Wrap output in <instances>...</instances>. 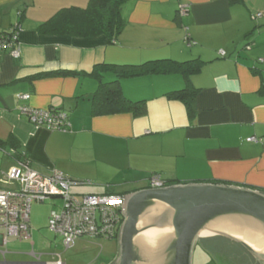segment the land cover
<instances>
[{"label": "crops", "instance_id": "0c3cea01", "mask_svg": "<svg viewBox=\"0 0 264 264\" xmlns=\"http://www.w3.org/2000/svg\"><path fill=\"white\" fill-rule=\"evenodd\" d=\"M89 1L0 0V32L16 29L21 51L18 59L0 53V189L19 187L7 179L17 164L15 148L39 174L62 172L81 183L85 194L126 196L147 189L155 173L174 185L222 184L264 193V64L259 62L264 59V0H129L123 7L126 26L112 44L105 36L38 32L58 11L86 8ZM168 59L205 62L191 77L199 89L192 119L182 102L166 97L185 88L181 75L121 79L128 99L146 102L145 113L93 115L100 84L92 75L96 66ZM57 70L80 74L37 76ZM114 80L112 71L104 73L102 81ZM21 94L31 95L24 104L67 112L70 131L30 124L18 111ZM251 137L262 142L249 143ZM45 227L47 215L44 220L35 216L31 240H18L29 246L17 249L13 243L10 252L9 240L17 239L4 244L0 237L6 252H0V264H55L56 252L41 245L37 251L32 243V236L47 243ZM201 242L207 243L198 237L196 244ZM32 251L41 253L42 263L34 261ZM223 254L211 256L239 257L225 249Z\"/></svg>", "mask_w": 264, "mask_h": 264}, {"label": "water", "instance_id": "95a60500", "mask_svg": "<svg viewBox=\"0 0 264 264\" xmlns=\"http://www.w3.org/2000/svg\"><path fill=\"white\" fill-rule=\"evenodd\" d=\"M112 264H192L198 237H224L264 264V193L222 184L172 185L123 197Z\"/></svg>", "mask_w": 264, "mask_h": 264}, {"label": "built area", "instance_id": "2783aa9c", "mask_svg": "<svg viewBox=\"0 0 264 264\" xmlns=\"http://www.w3.org/2000/svg\"><path fill=\"white\" fill-rule=\"evenodd\" d=\"M180 7V13H185ZM261 16V14H258ZM193 45V44H192ZM191 44L189 45L192 46ZM0 53H8L11 57H20L18 32H0ZM264 64V59L259 60ZM18 100L27 102L29 94L18 95ZM19 114L30 124L46 127L50 130L68 132L71 124L65 111L40 109L27 104H20ZM249 143H260L261 139L248 138ZM10 182L17 183L18 189H0V237L4 244L10 238L19 241L31 240L30 213L34 202L45 203L50 200H61V205L53 209L49 215V230L62 238L65 250L71 249L84 237L115 239L120 233L124 221L123 197L119 194H73L72 187L81 183L55 171L51 176H43L33 170L29 160L17 161L7 175ZM168 185L160 174H152L147 189H162ZM0 252L3 256L6 252ZM36 263H41L42 255L31 252ZM55 264H64L61 255H56Z\"/></svg>", "mask_w": 264, "mask_h": 264}, {"label": "trees", "instance_id": "16d2710c", "mask_svg": "<svg viewBox=\"0 0 264 264\" xmlns=\"http://www.w3.org/2000/svg\"><path fill=\"white\" fill-rule=\"evenodd\" d=\"M128 1L129 0H90L86 8H64L58 11L47 22L42 24L38 28V32L47 35H67L79 38L105 36L111 44L115 43L126 26V20L123 16V7ZM228 1L231 4H241L244 2V0ZM204 65L205 62L200 59L183 62L168 59L152 61L140 66H96L92 75L100 80V84L92 99L93 115L107 116L131 113L135 117L142 116L146 111V102L132 101L128 99L123 94L120 85L121 79H131L143 76L181 75L187 82L185 88L171 91L166 94V97L170 100L182 102L187 108L189 117L192 119L195 114V99L199 93V89L193 86L191 83V77L199 74ZM107 71H112L114 73V81H102L104 73ZM79 74L80 72L77 71L57 70L40 73L37 74V76L39 78L71 77ZM53 110L63 111L58 109ZM0 149H3L1 145ZM13 150H15L14 157L17 161H24L27 159L24 154L17 152L15 148H13ZM166 183L168 186L174 185L173 182L166 181ZM118 237L119 234L112 240H118ZM223 240L227 242L225 238ZM225 259H230L231 262L234 261V264H245V262L246 264H257L246 254L245 257L239 255L237 258Z\"/></svg>", "mask_w": 264, "mask_h": 264}, {"label": "rangeland", "instance_id": "374dc122", "mask_svg": "<svg viewBox=\"0 0 264 264\" xmlns=\"http://www.w3.org/2000/svg\"><path fill=\"white\" fill-rule=\"evenodd\" d=\"M84 186L72 187L71 191L73 194H85V192H80ZM84 191V189H83ZM61 205V200H50L45 203H36L34 202L31 206L30 213V222L35 216L42 217L44 220L47 215V229L45 227L44 232L47 235V243H43L41 239L37 240L32 236V243L37 244V248L35 250L38 251L40 245L43 247L47 246V251L56 252V255H61L64 264H112L119 252V243L118 240H106L101 238H87L84 237L80 239L81 241L77 242L74 248L65 250V247L62 242V238L55 235L53 232L49 230L48 226V217L50 212L53 209L58 208ZM42 231V229H40ZM43 232V233H44ZM2 238V237H1ZM10 243L7 246V252L13 250L12 244L15 243V247L17 249H23L22 246L28 247V243H23L14 241L13 239L9 240ZM47 244V245H46ZM5 249V247H2ZM4 251V250H3ZM51 252H47L51 253ZM35 253V252H34ZM39 252H36V254ZM41 254V253H39ZM245 257V255H244ZM212 257L197 247L196 251L193 254L192 264H234L235 262L230 259L216 258L212 259ZM42 263V262H41ZM246 264V262H245Z\"/></svg>", "mask_w": 264, "mask_h": 264}, {"label": "flooded vegetation", "instance_id": "af4514ba", "mask_svg": "<svg viewBox=\"0 0 264 264\" xmlns=\"http://www.w3.org/2000/svg\"><path fill=\"white\" fill-rule=\"evenodd\" d=\"M223 239L224 237H216V238L208 239L209 242L207 243L201 242L199 244H196L195 250L198 247L199 249H201V251L211 256L213 255V253L216 255L223 254L225 249V251H230L232 253H235V255L238 254L237 256L239 255L244 256L246 254L247 256L251 257V259H253L257 264H259L255 260V258L250 254V252H248L246 249L243 248V246L233 241H230L227 238H225L227 242L224 241Z\"/></svg>", "mask_w": 264, "mask_h": 264}, {"label": "clouds", "instance_id": "9594fccd", "mask_svg": "<svg viewBox=\"0 0 264 264\" xmlns=\"http://www.w3.org/2000/svg\"><path fill=\"white\" fill-rule=\"evenodd\" d=\"M168 187H170V186H168Z\"/></svg>", "mask_w": 264, "mask_h": 264}]
</instances>
